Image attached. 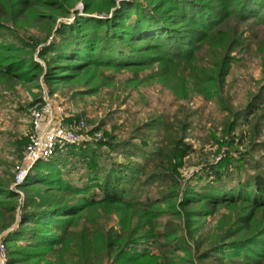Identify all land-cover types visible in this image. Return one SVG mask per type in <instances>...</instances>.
<instances>
[{
  "label": "trees",
  "instance_id": "16d2710c",
  "mask_svg": "<svg viewBox=\"0 0 264 264\" xmlns=\"http://www.w3.org/2000/svg\"><path fill=\"white\" fill-rule=\"evenodd\" d=\"M252 41L264 71V0H0V82L73 83L87 96L118 73L136 85L151 72L179 85L180 100L203 93L225 114L216 160L190 180L196 114L185 106L139 138L105 132L39 161L24 203L3 173L9 264H264V85L240 108L226 94Z\"/></svg>",
  "mask_w": 264,
  "mask_h": 264
},
{
  "label": "rangeland",
  "instance_id": "374dc122",
  "mask_svg": "<svg viewBox=\"0 0 264 264\" xmlns=\"http://www.w3.org/2000/svg\"><path fill=\"white\" fill-rule=\"evenodd\" d=\"M76 10L83 14V4L78 5ZM75 17L73 13L64 21L72 23ZM246 36L247 42L251 41L250 33ZM255 44L256 42H251L250 53L237 55L240 59L234 64L227 80L226 94L235 108L245 105L250 95L257 93L260 86L264 85L262 60L256 52ZM37 60L44 65L39 58ZM109 72L111 71H106L107 74ZM150 74L151 72H145L144 81L134 85L126 81L133 76L130 72L118 73L114 84L105 87L98 94L87 96L77 95L76 92L84 87L73 83L50 87L43 80L27 84L15 80L0 82V176L9 172L15 177L16 168L28 145L30 109L41 100L43 89L46 88L54 102L64 104L69 113L84 118L87 126L98 129L102 134L101 140L106 139L105 132H114L118 140L136 138L138 128L157 116L174 115L180 106L195 112V127L188 139L193 145L194 153L186 160L185 168L181 171L185 178H195L202 167L201 163L216 160L218 156L215 154L218 146L211 135L221 129L225 114L216 101L207 100L203 93L192 92L190 99L180 100L177 93L179 85L165 78L151 80ZM193 87L190 89L194 90ZM91 138L93 140L90 143L100 141V138L95 137V132ZM20 140H26V143L19 151L15 144ZM259 154H264V151ZM9 232L11 230L0 234V237L6 238Z\"/></svg>",
  "mask_w": 264,
  "mask_h": 264
},
{
  "label": "built area",
  "instance_id": "2783aa9c",
  "mask_svg": "<svg viewBox=\"0 0 264 264\" xmlns=\"http://www.w3.org/2000/svg\"><path fill=\"white\" fill-rule=\"evenodd\" d=\"M95 129L87 126L84 118L68 112L66 106L52 100L50 92L44 88L41 100L30 109V132L28 145L20 160L12 189L25 201L22 186L32 169L42 160L63 153L68 147L92 142ZM102 139V134L95 132ZM0 264H9L8 248L0 237Z\"/></svg>",
  "mask_w": 264,
  "mask_h": 264
}]
</instances>
